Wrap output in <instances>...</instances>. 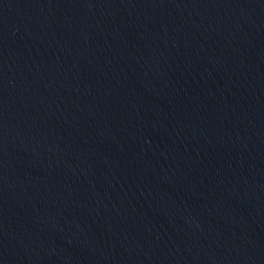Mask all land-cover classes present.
<instances>
[{
  "label": "water",
  "instance_id": "1",
  "mask_svg": "<svg viewBox=\"0 0 264 264\" xmlns=\"http://www.w3.org/2000/svg\"><path fill=\"white\" fill-rule=\"evenodd\" d=\"M0 264H264V0H0Z\"/></svg>",
  "mask_w": 264,
  "mask_h": 264
}]
</instances>
